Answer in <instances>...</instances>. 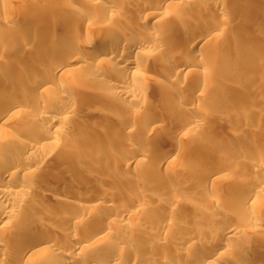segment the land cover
Instances as JSON below:
<instances>
[{
  "label": "rangeland",
  "instance_id": "1",
  "mask_svg": "<svg viewBox=\"0 0 264 264\" xmlns=\"http://www.w3.org/2000/svg\"><path fill=\"white\" fill-rule=\"evenodd\" d=\"M108 1L0 0V11L4 10L7 16L0 19V34H6L1 42L16 38L21 31L37 33L48 39L47 44H32L18 57L4 56V63H0V81H3V84L0 82V94H16L13 88L19 85L4 65L9 64L11 68L36 67L51 76L52 72L44 69L43 64L57 62L63 45H67L64 51H81V42L91 38L105 40L108 32L120 29L129 19L101 11L102 4ZM202 1L209 2L193 0L191 6L203 4ZM95 2L101 3V8L97 6L99 3L95 6ZM207 4L204 9L195 12L198 19L204 20L217 13L219 8ZM218 7L225 9H222V16L227 20L223 30L225 33H214V37L201 47L197 44L193 59L183 56L184 48L171 53L168 47L141 46L144 54L148 55V65L136 67L134 76L125 83L137 89L133 97L117 92V101L106 102L101 94L83 92L91 87L86 77L92 74L111 80L106 67L89 69L81 64L73 74L57 77L61 82L56 91L61 88L63 94L49 104L48 114L60 117L63 114L60 109H69L66 110L69 113L62 120L64 123L61 122L64 125L60 123L64 127H61L60 133H56L55 141L44 140L50 148L41 151H50L46 161L58 164L38 168L35 173L37 177L32 183L33 190H39L40 180L59 177L66 181L77 177L85 183L75 188L78 193L89 196L99 192L105 200L90 202L87 209L81 210L78 206L83 201L65 194L63 187H60V196L64 200L60 203L55 199L57 189L47 190V193L39 196L25 186L27 192L32 193L30 197L26 194L20 196L25 199L19 208L22 212H30V201H40L49 208H59L62 213L61 216L39 213L34 223L73 229L83 237L94 231L99 223L95 215L98 212L112 213V205H115V209L127 211L126 215L118 218L119 222L128 226L126 230H121L120 235L152 248L156 242L148 238L149 230L156 224H172L166 235L169 242L158 247V253L152 257L154 261L195 264L199 249L176 245L173 240L187 234V230L184 234L178 230L187 226L196 227L201 232L225 227L231 221L242 229L239 233L226 234L228 237L230 235L231 245L239 253L230 260L216 258L215 264H236L247 258L253 260L252 264H264V246L256 242L260 237L264 238V188L253 196L256 202L249 207L243 203L248 189H241L243 184L247 187L252 183H264V0H220ZM31 9L37 10V13L30 20L21 21L22 14ZM188 15L171 21L166 18L167 15L164 19L150 16L144 24L145 33L153 37L166 30V39H178L184 20L191 18ZM167 57L176 64L181 63V57L192 60L194 71L170 78L167 76V66H151L152 60ZM166 85L172 88L177 86L182 91L181 96L164 91ZM45 87L52 90L53 82H48ZM94 89L100 93L110 91L104 85H95ZM35 96L36 102L38 98L42 99L37 93ZM23 99L31 107L35 104L29 95ZM188 117L199 124L190 125ZM116 119L131 123V129L122 132ZM179 122H182V129L178 127ZM11 132L19 140L24 137L21 129H12ZM175 142L184 144L182 151L177 152L172 148L171 156L164 160L160 155L161 150H169L168 145ZM129 147L134 150L146 148L151 152L145 160L136 162V168L124 167V156L131 154L127 152ZM8 150L4 149V152ZM112 151L118 152L119 156L111 159ZM75 153L79 154L78 158ZM198 160L207 161L208 167L197 166L195 163ZM133 195L152 203L161 200L158 204L146 205L140 214L143 206L136 204ZM170 200L175 203L171 208L168 205ZM254 211L258 213L254 215ZM224 213L230 215L228 224L217 221ZM148 214L159 216L151 221L147 218ZM73 215L81 218V225L74 226L71 220H66L67 216ZM20 227L15 217L9 218L7 231L0 232V243L11 246L17 252L19 244L14 242L12 234ZM177 232L181 234L178 237L175 235ZM117 238L120 237L97 233L88 241V251L96 256L103 255L109 240ZM185 250L189 254L187 259L172 253ZM70 254L78 255L76 252ZM4 259V264L31 262V259L25 258L17 263L12 256Z\"/></svg>",
  "mask_w": 264,
  "mask_h": 264
},
{
  "label": "bare ground",
  "instance_id": "2",
  "mask_svg": "<svg viewBox=\"0 0 264 264\" xmlns=\"http://www.w3.org/2000/svg\"><path fill=\"white\" fill-rule=\"evenodd\" d=\"M192 1L193 0H109L105 5L102 4L103 7L101 11L110 12L119 18L121 16H127L129 19L128 22L123 23L120 29H114L108 32V36L105 40L91 38L85 40L83 43L81 42L79 45L81 51H64L63 48L67 45H63L60 48L62 50L60 57L58 60L56 58L57 62L51 61L43 64L44 69L52 72L51 76L46 75L43 70L36 67L11 68L9 64L4 65V67H8L7 70H10V74L13 75L19 85L15 86V88L12 87L13 91L17 92L16 94H0V232L5 233L7 231L6 223L8 219L12 217H15L17 221H19V226L21 227L20 230L12 234L13 239H15L14 242L19 244L17 252L14 251L11 246L8 247L0 243V264H4V257L6 256H12L17 263L25 258L31 259V262L28 264H167L165 262L162 263L158 259L156 262L152 257L158 253V247L169 242V238H167L166 235L171 229L172 224H156L155 227L149 230L147 235L148 238L156 242V246L152 248L149 245L138 243L130 237L125 238L120 235L122 233L121 230H126L128 226H125L123 222H119L118 218L126 215L127 211L123 209L120 210L119 208L117 210L115 209V205H112L114 211L112 213L98 212L95 218L99 223L95 226L94 231L81 237L73 229L66 230L60 226L47 227L40 223H34L35 216L39 213L53 214L54 216H61L62 213H60L59 208H49L40 201L37 203L30 201V212H22L19 208L22 206L25 199L20 196L26 194L27 197H30L32 192L29 194L25 186H29L30 191H35L39 196L47 193V190L57 189L58 195H56L55 199L61 203L64 198L60 196V187H63L65 194L67 193L73 196V198L83 201V203L78 206L81 210L87 209L90 206V202L105 200V198H101V193L99 192L90 194L89 196L78 193L75 188L85 183L83 179L77 177L70 178L66 181L61 180L59 177L51 178L50 180H40L38 181L39 190H33L32 183L37 177H35V173L38 168L41 165L53 166L58 164V162L52 164V162L48 163L46 161V158L50 155V151H41H43L44 148H50L44 140H54L56 133H60V129L64 125L62 120H64L66 117L65 115L69 113L66 111L69 109H60V111L63 110L64 115L62 114V116H64V118L62 116L57 117L48 114L47 108L49 104L57 100L61 94H63L61 88L60 91H56L57 88L59 89V83L61 82L57 77L63 76V74H73L81 64H85L89 69H97L100 66L103 68L106 67L109 70L108 75L111 77V80L108 81L97 78L92 74L86 77L91 87L85 88L83 92L89 95L101 94L106 102L117 101V92L128 93L130 97H133L137 94V89L128 87L125 83H127L126 80L134 76L136 67L144 68L148 65V55L144 54V50L141 48L142 45L154 48L158 46L168 47L171 53L179 52L181 48H184V52H182L183 56H188L189 59H193L197 44L200 47L203 46L214 37V33L219 32L220 34L226 27L225 24H227V20L222 16L224 14L222 11L223 8L218 7L220 0H208L209 2L207 3H211L210 5L213 8L219 9L215 16H211L204 20L198 19L195 12L204 9L208 4L202 1L203 4L198 3V6H196V4L191 6ZM96 3L98 4L99 2H95V6L97 5ZM97 6L101 8V3ZM26 11L27 12H24L20 17L21 21L30 20L32 15L37 13L35 9ZM173 14H175V16H173ZM184 14H189L188 16L191 18L184 20L182 29L179 31L178 39L171 41L166 39L168 38L166 30L165 32L156 33L153 37H149L145 33L144 24L150 16L164 19V16L167 15L166 18L171 21ZM5 18H7V16L4 10L2 12L0 11V19ZM224 31L223 33H225ZM224 35L225 34H223V36ZM3 36H6V34H0V40ZM47 41V38L37 33L29 34L25 31L18 32L16 38L11 37L7 40H3V42L0 41V63H4L3 58L5 55H14L18 57L29 50L32 44H47ZM85 56H87V60L84 59ZM189 59L181 57V63L176 64L171 58L167 57L163 60H152L151 66L157 68L167 66V76L174 78L177 77V75L194 71V63ZM198 59L201 58L198 57ZM73 63H76L77 66H74ZM0 82L3 84V81ZM48 82H53L52 90L45 87ZM95 85H104L105 88H108L110 91L106 93L97 92L94 89ZM164 91H169L180 96L182 94V91H180L177 86L172 88L166 85ZM36 93L42 96L41 100L38 98V105L36 104ZM25 95L31 96V99L35 101L32 107L24 102L23 98ZM26 113H28V115ZM187 120L192 126H197L199 124V122L192 117H188ZM115 122H117L122 132L130 130L132 127L131 123L124 119H116ZM60 123L63 125L61 126ZM180 123L182 122H179L178 127L182 129L183 125ZM12 129H21L24 133V137L20 140L13 137L11 132ZM183 146L184 144L175 142L174 144L168 145L169 150H161L160 155L164 160H167L171 156L170 150L172 148L180 152ZM4 149L9 150L4 152ZM127 152H131V154H126L124 156L122 161L123 166H133L136 168V162L145 160L151 151L146 148L134 150L132 147H129L127 148ZM118 156V152L112 151L110 153L111 159ZM75 157L78 158L79 154L75 153ZM195 164L204 168L208 167V162L204 160H198ZM208 176L210 177V173ZM215 177L216 176L211 178L214 179ZM262 183H252L249 186L247 185V187H245L244 184L243 186L242 184L240 185L242 186L241 189H243V187L248 189V193L243 199L245 206L249 207L255 204L256 200L253 196H256L258 191L264 188V183ZM18 196L21 199L17 198ZM133 196L136 198V204L140 207L143 206L141 207L140 214L144 211L143 208L146 205L158 204L161 200H155V202L152 203L142 197ZM174 204L175 203L170 200L168 205L171 208ZM167 209L169 208L167 207ZM257 213L255 212V214H253L256 215ZM158 216L159 215L152 216L148 214L147 218L153 221L155 218H158ZM229 219L230 215L224 213L222 216L218 217L217 221L228 224ZM66 220H71L74 226H79L82 223L78 215L67 216ZM164 220L165 219H163V221ZM180 229L181 230H178V232L181 231V234H184L183 232L187 230L186 236L183 235L179 238H175L176 240H173V242L180 246L189 245L198 248L199 255L195 264H215L216 258L219 259L223 257L230 260L231 258H236L239 253L232 247L230 235L229 237L226 236V234L241 232L242 229L234 222L230 221V224L222 228L215 227L201 232L196 229V227L187 228V226H182ZM100 232L105 236H112L114 234L118 235L120 238L109 240L106 246V253L96 256L89 253L87 243ZM178 232V235L175 234L177 237L181 235ZM141 236L145 238V236ZM256 242L257 245L264 246V238L260 237ZM174 249H176V247ZM70 252H76L78 255H71ZM172 253L184 259L189 257L186 250L185 252L172 251ZM252 261L251 258H247L245 261L236 264H252Z\"/></svg>",
  "mask_w": 264,
  "mask_h": 264
}]
</instances>
